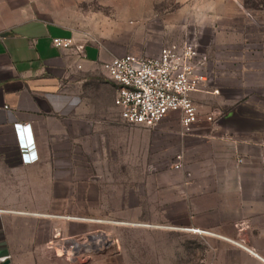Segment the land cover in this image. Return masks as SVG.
I'll return each mask as SVG.
<instances>
[{
    "label": "crops",
    "instance_id": "crops-1",
    "mask_svg": "<svg viewBox=\"0 0 264 264\" xmlns=\"http://www.w3.org/2000/svg\"><path fill=\"white\" fill-rule=\"evenodd\" d=\"M55 12L49 0H0L4 264H31L57 253V233L72 223L57 213L62 209L57 196L64 193V180L83 177L75 156L80 140L87 141L88 131H94L95 67L110 59L98 46L85 44ZM215 33L219 39L210 66L215 86L194 95L205 101L204 111L214 114V120L204 119L183 133L185 165L173 169L180 190L171 193L182 204L178 226L198 230L215 243L213 264H264V56L260 43H245L240 33L229 39L224 28ZM69 37L85 45V58L52 44L54 38ZM102 85L113 89V102L102 99L103 115L118 108L116 86L109 80ZM19 125L31 128L30 139H19ZM173 125L170 120L153 129L171 132Z\"/></svg>",
    "mask_w": 264,
    "mask_h": 264
},
{
    "label": "rangeland",
    "instance_id": "rangeland-1",
    "mask_svg": "<svg viewBox=\"0 0 264 264\" xmlns=\"http://www.w3.org/2000/svg\"><path fill=\"white\" fill-rule=\"evenodd\" d=\"M49 1L54 15L63 17L60 21L85 44L98 46L109 60L129 54L158 56L167 45L196 39L201 54L208 57L211 88L217 29L224 28L226 39L240 33L243 42L260 43L259 54L264 56V0ZM95 68L94 131H88L87 141L80 140L75 156L83 177L64 180V193L57 196L62 207L57 213L73 224L56 239L57 253L30 260L31 264H213L215 243L198 230L178 226L183 212L172 196L180 190L172 167L177 155L184 156L179 114L163 121L174 122L171 132L131 126L113 107L102 115V99H111L113 89L102 85L108 80L102 65ZM205 109L202 114L210 115ZM100 236L101 242L89 240ZM68 240L97 246L81 248L72 256L70 245L58 246Z\"/></svg>",
    "mask_w": 264,
    "mask_h": 264
},
{
    "label": "built area",
    "instance_id": "built-area-1",
    "mask_svg": "<svg viewBox=\"0 0 264 264\" xmlns=\"http://www.w3.org/2000/svg\"><path fill=\"white\" fill-rule=\"evenodd\" d=\"M52 44L57 49L74 50L81 58L86 57L85 45L71 37L54 38ZM207 64L208 57L201 54L198 41L187 39L165 46L158 56L129 54L115 57L105 62L102 68L107 79L116 86L114 104L125 123L153 129L177 113L183 133L188 134L202 120H214V114H202L206 104L194 99L195 94L206 92L210 84ZM212 93L219 94V91L213 90ZM16 132L20 140L32 136L29 126H16ZM183 165L184 156L179 154L173 168L182 170ZM59 236L58 233L56 238ZM96 239L89 238L92 242L99 241ZM74 244L79 245L68 240L58 246L65 249L70 245L71 255L77 256L79 250ZM96 246L95 243L86 245L90 248ZM6 261V258H0V264Z\"/></svg>",
    "mask_w": 264,
    "mask_h": 264
},
{
    "label": "bare ground",
    "instance_id": "bare-ground-1",
    "mask_svg": "<svg viewBox=\"0 0 264 264\" xmlns=\"http://www.w3.org/2000/svg\"><path fill=\"white\" fill-rule=\"evenodd\" d=\"M103 238H104V236H100V237H98V239H102L103 240ZM98 239H96V240H98ZM74 247L77 249V250H79V249H81V248H85V249H89L90 247H83V246H80V245H75L74 244Z\"/></svg>",
    "mask_w": 264,
    "mask_h": 264
}]
</instances>
